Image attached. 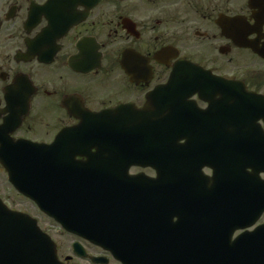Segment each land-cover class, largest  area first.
I'll return each mask as SVG.
<instances>
[{
    "label": "flooded vegetation",
    "instance_id": "obj_1",
    "mask_svg": "<svg viewBox=\"0 0 264 264\" xmlns=\"http://www.w3.org/2000/svg\"><path fill=\"white\" fill-rule=\"evenodd\" d=\"M186 62L221 81L168 91L174 67ZM231 83L264 101V0H0V199L29 217L12 226L37 228L17 238L31 243L0 251L17 256L0 264H42L45 235L60 264H190V241L232 264L238 248L250 247L239 239L264 224V214L251 227L222 228L221 210L233 206L218 203L207 166L192 174L198 187L187 175L183 195H175L172 126L155 112L172 110L182 90L185 110L176 118L186 132L178 144L200 154L197 162L220 159L221 119L236 90L230 99L220 94ZM204 88L217 92L213 99ZM158 91L163 105L147 112ZM210 109L213 122L205 121ZM132 113L135 121L121 124ZM241 117L264 139V107ZM230 119V127L248 128ZM121 128L150 132L129 134L135 146L124 154H96L109 130ZM190 192L201 195L193 201ZM83 221L89 228L78 227ZM192 224L205 233L190 235Z\"/></svg>",
    "mask_w": 264,
    "mask_h": 264
},
{
    "label": "water",
    "instance_id": "obj_2",
    "mask_svg": "<svg viewBox=\"0 0 264 264\" xmlns=\"http://www.w3.org/2000/svg\"><path fill=\"white\" fill-rule=\"evenodd\" d=\"M205 74L207 75V73H204L197 67L182 64L181 66L175 68V76L173 78L178 79L173 80V82L169 83V85L167 86V90L169 91V88L179 83L188 85L196 81H204L201 78L202 76L205 77L206 80L212 82L213 79L206 77ZM186 76L195 77L196 79L184 78ZM233 86V88L236 87L235 85ZM177 89L178 88L175 87L173 91L177 93ZM181 92L182 90H180L178 94L173 95L174 108L167 113L157 111L154 106L159 120L158 123L170 122L172 124L171 133L173 134L171 137V143H169L170 145L167 146V149L172 155L174 164V176L172 178L174 180V194L180 196L183 195L185 188V177L187 175L191 176L190 186L198 187L200 185L199 182L201 181V179L195 177L192 174H195L198 170H201L203 166H208L214 171L213 181L217 184L216 186L218 187L220 196L218 203L233 206L232 208L221 210V212L224 214L222 218L223 222L225 223L222 224L220 220L219 224L221 225V227H226L228 225L232 229H235L236 227H232L234 225L232 221L239 217L245 218L248 221L246 225L251 226L259 219L260 215L264 212V180H261L259 177L260 173H264V139H262L257 131L253 128L254 125H250V117H239V119H236L239 120L238 123H241L242 127H248L244 130H242V128L240 127V130H238L230 127V123L232 122L231 119L228 118L229 115L223 114L221 119V123L223 125V135L220 152L222 154V157L217 160L209 157L211 158V161L197 162L196 158L200 154L197 153L196 155L189 156V154L187 153V149L189 146H182L178 144V140L183 137L182 135H185L182 133V130L178 126L179 121H181L182 119L176 118L178 116L179 108L182 111L185 110L182 106L183 103H181L183 99ZM241 94L243 96H248V100H251L252 98L250 97L251 94L247 95L244 92H242ZM159 96H161L160 91H158V93L150 95L148 102L149 105L147 104L148 106L146 107L147 112H150L153 109V105H156V103L158 105H163L161 101L165 100L166 98L163 99ZM252 99V101L264 107V103L254 100V98ZM250 105L253 106L252 103ZM151 114L152 113H148V116H150ZM172 114L174 115L173 119ZM213 116V110H209L206 113L205 121L213 122ZM136 117L137 115H133V113L123 116L121 117V124L133 123ZM165 117H168L169 120L164 119ZM224 125L226 126L224 127ZM137 132L145 134L150 132V129L142 128L139 130L121 128V130H110V139L109 142L104 143V151L98 150L96 154H124L126 151H129L130 147H134L133 145H135V143H130L128 139L129 134H133L134 136V134ZM121 144L123 146L122 151ZM208 149L209 148L207 147L206 150ZM136 164L137 163L132 162V164L128 165ZM124 165H127V162H124ZM248 169H250L251 172H248ZM190 195H192L190 200L196 201L201 194L199 192H190ZM210 203H214V201H211ZM43 210L48 215L54 217L57 221L60 222V220L56 216V210L48 207L43 208ZM78 212L82 213L84 212V210H78ZM20 218L23 217L20 215L9 213V211L0 201V236L3 237V239L0 241V244H3V247L0 246L1 252L8 253L11 251H16L17 248L14 245L17 243L22 245H27L30 243V240L22 241V239L17 240V238L18 236L33 235V226H30L31 229H24L22 227L16 228L15 226L11 225L12 220H18ZM77 225L82 229L89 228V226L86 225L85 221H83L82 223H78ZM191 227L195 228L196 230H191L190 235H201L205 233V230H198L193 224L191 225ZM66 228L67 230L74 231L69 227ZM246 235L244 234L241 236V238L239 239V244H249L250 247L248 251L244 248H238L237 253L233 254V259L236 260L232 264H264V225L257 227L252 233ZM202 245H205V242L190 241V264H212V261H214V264H218V260L216 257H209V254L202 253ZM42 251L44 252L41 255L42 264H59L57 262L55 254V247L48 238H46L45 240V248L42 247ZM0 258H3L5 261H9L11 259L17 258V256L4 255L0 256Z\"/></svg>",
    "mask_w": 264,
    "mask_h": 264
}]
</instances>
